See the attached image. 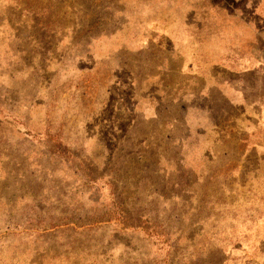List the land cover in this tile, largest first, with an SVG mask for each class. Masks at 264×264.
I'll return each mask as SVG.
<instances>
[{
	"label": "rangeland",
	"instance_id": "1",
	"mask_svg": "<svg viewBox=\"0 0 264 264\" xmlns=\"http://www.w3.org/2000/svg\"><path fill=\"white\" fill-rule=\"evenodd\" d=\"M0 264H264V0H0Z\"/></svg>",
	"mask_w": 264,
	"mask_h": 264
}]
</instances>
